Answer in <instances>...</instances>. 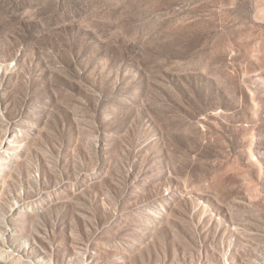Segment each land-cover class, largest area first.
Wrapping results in <instances>:
<instances>
[{
    "label": "rangeland",
    "instance_id": "1",
    "mask_svg": "<svg viewBox=\"0 0 264 264\" xmlns=\"http://www.w3.org/2000/svg\"><path fill=\"white\" fill-rule=\"evenodd\" d=\"M264 264V0H0V264Z\"/></svg>",
    "mask_w": 264,
    "mask_h": 264
},
{
    "label": "bare ground",
    "instance_id": "2",
    "mask_svg": "<svg viewBox=\"0 0 264 264\" xmlns=\"http://www.w3.org/2000/svg\"><path fill=\"white\" fill-rule=\"evenodd\" d=\"M20 263H21V264H25V262H23V261H22V262H20Z\"/></svg>",
    "mask_w": 264,
    "mask_h": 264
}]
</instances>
